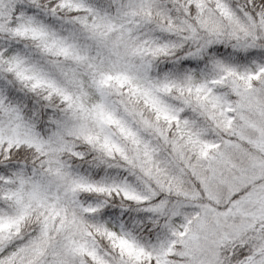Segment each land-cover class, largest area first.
Here are the masks:
<instances>
[{"label":"snow or ice","instance_id":"obj_1","mask_svg":"<svg viewBox=\"0 0 264 264\" xmlns=\"http://www.w3.org/2000/svg\"><path fill=\"white\" fill-rule=\"evenodd\" d=\"M0 264H264V0H0Z\"/></svg>","mask_w":264,"mask_h":264}]
</instances>
